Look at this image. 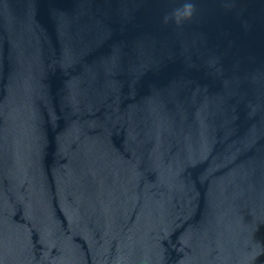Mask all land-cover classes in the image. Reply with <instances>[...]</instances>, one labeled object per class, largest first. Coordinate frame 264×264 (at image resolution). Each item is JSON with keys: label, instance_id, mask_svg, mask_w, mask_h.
<instances>
[{"label": "water", "instance_id": "95a60500", "mask_svg": "<svg viewBox=\"0 0 264 264\" xmlns=\"http://www.w3.org/2000/svg\"><path fill=\"white\" fill-rule=\"evenodd\" d=\"M0 264H264V0H0Z\"/></svg>", "mask_w": 264, "mask_h": 264}]
</instances>
